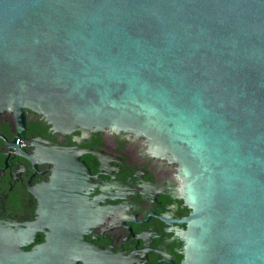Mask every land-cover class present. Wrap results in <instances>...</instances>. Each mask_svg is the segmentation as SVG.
Instances as JSON below:
<instances>
[{
    "label": "water",
    "instance_id": "water-1",
    "mask_svg": "<svg viewBox=\"0 0 264 264\" xmlns=\"http://www.w3.org/2000/svg\"><path fill=\"white\" fill-rule=\"evenodd\" d=\"M0 264H264V0H0Z\"/></svg>",
    "mask_w": 264,
    "mask_h": 264
},
{
    "label": "flooded vegetation",
    "instance_id": "flooded-vegetation-1",
    "mask_svg": "<svg viewBox=\"0 0 264 264\" xmlns=\"http://www.w3.org/2000/svg\"><path fill=\"white\" fill-rule=\"evenodd\" d=\"M27 145H30L29 141L27 139H23L22 142H21V149L28 155H30V153L35 149V146H27ZM15 155V148L12 147L10 149V152H9V155H8V158L6 160V164L7 166H11V162L9 161V159L13 158Z\"/></svg>",
    "mask_w": 264,
    "mask_h": 264
}]
</instances>
